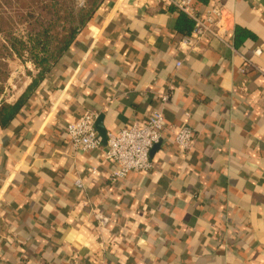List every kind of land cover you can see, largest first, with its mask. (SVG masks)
<instances>
[{
  "label": "crops",
  "instance_id": "crops-1",
  "mask_svg": "<svg viewBox=\"0 0 264 264\" xmlns=\"http://www.w3.org/2000/svg\"><path fill=\"white\" fill-rule=\"evenodd\" d=\"M25 7L0 0V20ZM193 7L221 9V39L181 45L192 21L167 0H102L40 79L1 45L0 264H264V0ZM157 110L194 130L193 148L165 132L151 169L114 184L113 162L65 136L89 112L108 132Z\"/></svg>",
  "mask_w": 264,
  "mask_h": 264
},
{
  "label": "built area",
  "instance_id": "built-area-1",
  "mask_svg": "<svg viewBox=\"0 0 264 264\" xmlns=\"http://www.w3.org/2000/svg\"><path fill=\"white\" fill-rule=\"evenodd\" d=\"M175 8L188 16L192 21L191 36H185L181 40V45L190 49H195L203 38L211 36L222 38L221 9L213 7L205 18H201L194 10L195 0H167ZM261 54L260 48L254 50V55ZM180 61L176 62L179 67ZM264 76V68H257ZM167 96H162V102H166ZM97 116L94 113H87L83 118L68 122L65 126V136L74 152L97 151L100 158L110 161L115 167L109 172V181L114 184L120 179H124L131 172H147L152 167L150 151L152 147L160 143L165 132H168L173 143L188 152L193 148L194 130L187 124L174 129L165 126L162 110L152 112L142 126L133 124L126 128L105 132L104 140L99 136L95 121ZM90 174H96V168H90ZM75 185L82 187V182L76 180ZM93 217L98 229L106 226L109 219L97 210H93Z\"/></svg>",
  "mask_w": 264,
  "mask_h": 264
},
{
  "label": "trees",
  "instance_id": "trees-1",
  "mask_svg": "<svg viewBox=\"0 0 264 264\" xmlns=\"http://www.w3.org/2000/svg\"><path fill=\"white\" fill-rule=\"evenodd\" d=\"M101 2L86 0L81 7L73 8L71 3L62 7L59 0L28 1L24 15H18L14 21L0 20V31L4 30L3 39L15 56L28 61L36 71L35 79H40L65 53L75 35L89 23ZM17 107L18 104H4L2 109L15 111Z\"/></svg>",
  "mask_w": 264,
  "mask_h": 264
},
{
  "label": "rangeland",
  "instance_id": "rangeland-1",
  "mask_svg": "<svg viewBox=\"0 0 264 264\" xmlns=\"http://www.w3.org/2000/svg\"><path fill=\"white\" fill-rule=\"evenodd\" d=\"M21 1H22V4L23 5H26L28 1H29V3H30V1L35 2V0H21ZM59 1L62 3V7L64 5L66 6L68 3L69 4L71 3V5L73 6V8H77V7H81L83 4H85V1L86 0H59ZM2 39H3V37H2ZM2 44L5 45L7 43L5 41H4V43L3 42H0V58H3L5 60H10L11 59V57H9L10 54H7L6 52L3 51V47H1ZM7 57H9V58L7 59ZM15 58L18 59V61H21V62L24 63V61L21 58H18L17 56ZM26 62H28V61H26ZM0 65H2V64H0ZM0 70H4V67L3 66H0Z\"/></svg>",
  "mask_w": 264,
  "mask_h": 264
},
{
  "label": "water",
  "instance_id": "water-1",
  "mask_svg": "<svg viewBox=\"0 0 264 264\" xmlns=\"http://www.w3.org/2000/svg\"><path fill=\"white\" fill-rule=\"evenodd\" d=\"M96 126H97V125H96ZM97 132H98L99 136L102 138V140H104L105 132L101 131V129H98ZM158 146H159V143L155 144V145L152 147L150 153H151L155 148H157Z\"/></svg>",
  "mask_w": 264,
  "mask_h": 264
}]
</instances>
